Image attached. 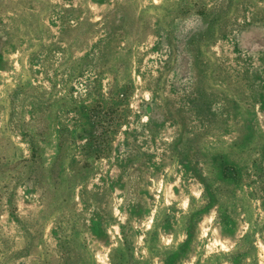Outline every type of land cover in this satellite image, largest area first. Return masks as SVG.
I'll use <instances>...</instances> for the list:
<instances>
[{
  "label": "rangeland",
  "instance_id": "374dc122",
  "mask_svg": "<svg viewBox=\"0 0 264 264\" xmlns=\"http://www.w3.org/2000/svg\"><path fill=\"white\" fill-rule=\"evenodd\" d=\"M0 264H264V0H0Z\"/></svg>",
  "mask_w": 264,
  "mask_h": 264
}]
</instances>
